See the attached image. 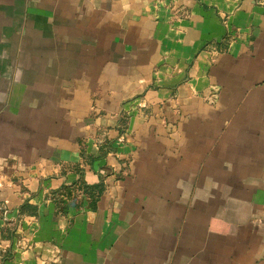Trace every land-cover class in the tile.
I'll list each match as a JSON object with an SVG mask.
<instances>
[{
  "label": "crops",
  "instance_id": "1",
  "mask_svg": "<svg viewBox=\"0 0 264 264\" xmlns=\"http://www.w3.org/2000/svg\"><path fill=\"white\" fill-rule=\"evenodd\" d=\"M0 264H264V0H0Z\"/></svg>",
  "mask_w": 264,
  "mask_h": 264
},
{
  "label": "trees",
  "instance_id": "2",
  "mask_svg": "<svg viewBox=\"0 0 264 264\" xmlns=\"http://www.w3.org/2000/svg\"><path fill=\"white\" fill-rule=\"evenodd\" d=\"M103 184L101 183V184H99L98 186H93V187H89L88 185H84V188H85V190L86 191H88L89 193H90V195H92L93 197V199H95L96 198V196L98 195V187H100L101 188V186H102Z\"/></svg>",
  "mask_w": 264,
  "mask_h": 264
}]
</instances>
